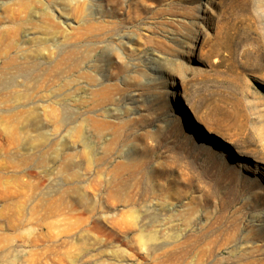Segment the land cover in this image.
<instances>
[{"label":"rangeland","instance_id":"rangeland-1","mask_svg":"<svg viewBox=\"0 0 264 264\" xmlns=\"http://www.w3.org/2000/svg\"><path fill=\"white\" fill-rule=\"evenodd\" d=\"M0 264H264V0H0Z\"/></svg>","mask_w":264,"mask_h":264},{"label":"bare ground","instance_id":"bare-ground-1","mask_svg":"<svg viewBox=\"0 0 264 264\" xmlns=\"http://www.w3.org/2000/svg\"><path fill=\"white\" fill-rule=\"evenodd\" d=\"M173 94V98L178 99V97L174 94V92L172 93Z\"/></svg>","mask_w":264,"mask_h":264}]
</instances>
